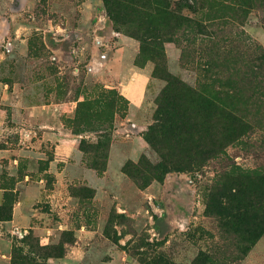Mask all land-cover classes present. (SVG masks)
<instances>
[{
	"label": "rangeland",
	"instance_id": "obj_1",
	"mask_svg": "<svg viewBox=\"0 0 264 264\" xmlns=\"http://www.w3.org/2000/svg\"><path fill=\"white\" fill-rule=\"evenodd\" d=\"M121 3L128 11L117 28L105 0H0V264L8 241L10 264H67L69 253L76 264H264V0ZM167 13L184 18L183 29L163 28L160 46L144 45L149 23H169ZM114 60L124 81L133 65L153 68L144 109L123 124L119 102L112 133L96 121L75 133L66 123L81 102L99 91L108 102L119 98ZM164 100L199 145L217 153L211 141L237 139L225 154L146 185L143 168L162 158L144 134ZM60 124L79 137L84 167L96 170L98 162L107 170L111 155L112 170L123 162L134 187L117 181L104 194L79 178L56 184L48 172L54 143L40 138ZM121 124L127 130L117 132ZM139 135L147 150L126 159ZM169 143L177 148L173 163L198 157L192 142L186 150ZM233 169L260 176L234 177Z\"/></svg>",
	"mask_w": 264,
	"mask_h": 264
},
{
	"label": "trees",
	"instance_id": "obj_2",
	"mask_svg": "<svg viewBox=\"0 0 264 264\" xmlns=\"http://www.w3.org/2000/svg\"><path fill=\"white\" fill-rule=\"evenodd\" d=\"M122 0H117L112 2L111 0H105V3L108 7L109 14L112 18V20L115 23V26L117 28H121L122 26H125V23L123 20H125V15L126 12L123 10V8L127 9L122 3ZM159 9V8H158ZM167 15H170V22L169 23H162V24H154L152 21L149 23V27L146 29V34L144 33L145 38L141 37V40L144 45H155V46H160L161 43V32L163 28L167 29H177L181 30L183 29V24L185 19L174 14V13H167ZM123 22V23H121ZM165 30V29H164ZM132 32V31H130ZM138 34V33H134ZM135 36V35H133ZM139 38V35H136ZM149 39V41H147ZM115 95L118 96V99L113 100V102H108V99L106 98V94L104 91H99L97 92V95L94 96V99L90 101L89 99L83 101L80 103L74 120H67V125L73 129V131L76 133V130L79 129L78 127L82 125H92L94 121L98 122L100 125L104 126L109 123L108 128L102 129L106 133L110 132L112 133V129L114 125L110 123L111 115H114V113H117V108H118V103H125L126 108L123 110L126 111V114L128 112L129 108V101L120 95V93L115 90ZM169 92V89L166 91V95ZM110 95L112 96V91H110ZM165 97V96H164ZM105 99L107 100L106 105L104 104L105 107V112H101L97 107H102L101 106V100ZM109 103V104H108ZM170 105L168 102L163 103L162 110H160L159 116L156 117V123L154 125H151L148 132L144 134L145 140L155 149L159 155L162 158V161L156 165V166H147L146 168L144 167L143 169L146 171L151 176V179L147 181L146 185L150 183L152 180H158V181H163L166 174L170 171H182L184 169V164H185V169L188 168L189 166L195 165L199 166L203 160H205L208 156H211L214 153V150L211 149L210 146L204 145L202 139H200V144L197 143L195 139H197L194 135V133L190 130L192 129V126L189 125L186 121H178L175 120L171 117L172 115H175V110L172 112ZM121 107V106H120ZM107 109V110H106ZM99 111V112H97ZM108 111V112H107ZM170 130V131H169ZM201 138L206 139L205 135H201ZM235 139H237L236 135H224L220 140H218L217 143H213L211 141V146L214 148L216 145L219 149L215 150L217 153H214L213 156L217 155H223L226 153V148L235 143ZM169 141H173L175 143L178 142L181 145H179V150H186L183 149L189 142H192L197 150V156L198 157H193L189 158V155L187 154L184 155L186 156L187 163H173L171 160L170 152L173 156L176 157L175 155V150L177 149L176 146L174 148H170V143ZM169 143V144H168ZM204 146V147H203ZM85 144H82V150L87 151L85 149ZM217 154V155H216ZM178 158V157H177ZM180 158V157H179ZM141 165V164H139ZM92 167L99 171L101 174L106 171L105 165L100 166L98 162H94L92 164ZM137 174V173H136ZM230 174L234 177H251L252 175L255 177H259L260 175L257 176V172L253 171H239L238 169H233ZM132 177L139 182H142L145 180L144 177H139V175L132 174ZM160 264L161 261L155 262L152 264ZM23 264H27L26 262ZM151 264V263H148Z\"/></svg>",
	"mask_w": 264,
	"mask_h": 264
},
{
	"label": "crops",
	"instance_id": "obj_3",
	"mask_svg": "<svg viewBox=\"0 0 264 264\" xmlns=\"http://www.w3.org/2000/svg\"><path fill=\"white\" fill-rule=\"evenodd\" d=\"M120 65L121 63L119 64V62H117L116 60L111 61L113 74L117 76L119 81L117 86L118 90L121 95L129 101V108L125 117L126 121L123 123L125 124L131 120H136L139 114H141L140 110L144 109L148 83L152 77L153 68L149 65H146L144 67L133 65V67L131 68L132 77L129 78V75L127 74V79L126 81H124V77L120 76L118 72V68H122ZM136 75L140 77L141 81H138ZM52 105L54 104H50L46 107L50 108L51 110ZM60 126L61 124L56 126L55 131L45 130L43 137L40 138L43 140H49L54 143L55 158L50 162L48 172L54 174L57 181L56 184L60 185V183H63V181H70V183H74L76 181L75 178H79L81 180H85L84 183L95 186L98 193L102 192L104 194L108 193L110 191V188L116 185L117 181L120 182L121 185L134 187L130 179H128V177H126L122 173V168L124 165L123 162L120 161L116 163L117 165L112 170L114 160L112 159L111 155L108 162V169L106 170L103 177H99L96 170L84 167L83 152L79 149V137L76 135H72L70 132L64 131L63 129L59 128ZM136 126L142 128L140 129V132H143L144 127H140V125ZM125 130H127V128H124V126L121 124L119 125L117 132H123ZM139 139L141 141H139L140 146L138 151H135L132 155H128L126 159L137 160L138 157L147 150V144L143 136L139 135ZM16 161L17 160H15V162ZM61 164L63 165L60 166ZM76 166L79 170L78 175L72 172L73 168H75ZM114 171H120L119 173L121 177L119 179L113 177L116 174ZM26 180H30V177L26 176L22 182L26 183ZM41 182H43V180ZM57 191H59L58 188ZM20 210H23V208H21ZM15 215L17 216V210ZM11 249L12 244L10 241L1 246V256L3 257L1 258L2 264H10L8 254L11 252ZM72 258V254L69 253L63 260H65L67 264H76V261L72 260ZM63 260L62 262H64Z\"/></svg>",
	"mask_w": 264,
	"mask_h": 264
}]
</instances>
